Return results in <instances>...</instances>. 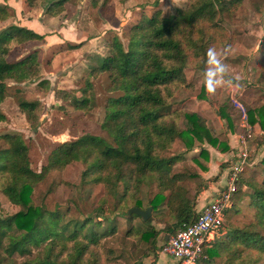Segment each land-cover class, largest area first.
<instances>
[{
    "label": "trees",
    "instance_id": "obj_1",
    "mask_svg": "<svg viewBox=\"0 0 264 264\" xmlns=\"http://www.w3.org/2000/svg\"><path fill=\"white\" fill-rule=\"evenodd\" d=\"M36 1L26 0V4L33 7ZM69 1L48 0L46 12L55 16ZM99 1L89 0V3L95 6ZM241 1L184 0L168 16H162L160 10L147 17L142 15L130 26L125 49L115 37L105 44L107 54L96 56L97 64L88 66L83 87L55 92L61 98L69 96L73 108L85 110L92 103L88 78L107 73V91L116 95L106 99L101 128L110 142L84 135L58 144L48 154L41 170L35 172L30 167L28 148L20 134H0V140L6 145L0 149V176H7L1 193L19 208L11 215L0 216V264H14L15 256L22 258V264H100L102 241L119 232L115 218L124 220L123 238H132L134 245H145L143 258L151 253L155 257L160 233L163 240L164 235L171 236L194 220L196 194L183 188L180 182L196 178V174L172 173V165L180 161L182 155L165 157L164 154L177 140L186 151L203 142L213 146L220 144L222 151L228 147L211 136L197 114L181 115V111L170 110L169 100L182 89H191L184 70L187 67L203 70L214 43L208 31L219 33L218 15L234 9ZM10 16L8 6L0 5V22ZM42 39V35L15 25L0 33V103L5 97L6 81L21 82L36 74L34 53L11 62L7 61L8 55L17 46ZM78 46L68 44L63 49ZM37 104L22 100L18 106L29 116ZM181 116L184 128L178 125ZM220 116L228 119L225 110H220ZM246 119L250 127L257 124L264 131L263 106L246 110ZM5 120L0 111V123ZM200 155H205L203 149ZM72 162L84 165L81 185L102 186L101 207L108 198L112 199L108 208L112 217L88 215L66 219L64 213L69 209L50 211L43 204L33 203L34 187L49 172L62 170ZM148 180L156 183V192L143 205L140 192ZM248 186L252 188L246 204L252 212L251 220L242 227L224 228L222 225L215 238L204 245L195 264H264V183L252 182ZM233 205L232 201L229 209ZM133 207L142 210L150 207V217L146 221L135 214L126 217ZM153 219L162 228L152 225ZM134 220L138 223H133ZM103 221L108 223L103 225ZM105 262H109L108 259Z\"/></svg>",
    "mask_w": 264,
    "mask_h": 264
},
{
    "label": "rangeland",
    "instance_id": "obj_2",
    "mask_svg": "<svg viewBox=\"0 0 264 264\" xmlns=\"http://www.w3.org/2000/svg\"><path fill=\"white\" fill-rule=\"evenodd\" d=\"M47 1L37 0L33 7H28L26 0H0V5L8 6L11 15L0 22V33L9 26H20L22 21L28 19L32 21V28L20 27L30 29L43 37L42 40L29 41L15 47L8 55L7 61L11 62L34 53L36 74L21 82L6 81L5 97L0 103V111L6 117V120L0 123V134H20L28 148L30 167L35 172L41 170L48 154L58 144L73 141L84 135L101 137L110 142V137L101 128L106 99L116 95L107 91L109 85L107 73L101 72L88 78L92 103L85 110L73 108L69 103V96L61 98L56 96L55 92L83 87V78L87 70L82 72L80 69L88 68L90 64L89 67L95 66L97 63L94 59L98 56L95 52L104 57L107 54L105 44L114 37L125 49L130 26L142 15L147 17L153 11L160 10L162 16H168L184 3V0L181 4L180 0H100L97 5L92 6L89 0H70L63 5L60 13L51 16L46 12ZM62 22L65 25L64 30L61 28ZM217 23L220 32L209 30L208 35L214 38L211 49L226 66L224 76L227 82L224 84L227 88L235 85L239 89L238 91L228 90L229 94L222 102L225 109L230 111L229 114L233 118L232 125L241 132L237 135L238 142L239 135L245 130L240 126L242 113L232 101H236L245 113L246 110L251 109L249 106L264 107V62L261 60L256 65L251 59L256 54L258 41L264 40V0H242L234 9L230 8L219 14ZM58 31H62V35L58 34ZM56 35L61 38V44L54 42ZM45 38L48 39L45 40ZM75 43L79 44L77 48L63 49L66 45ZM261 46L258 55L263 57L264 42ZM87 49L93 51L90 58L87 57L88 64L82 63L80 68L67 67L77 61V58H79L78 62L82 61L81 56L78 55ZM52 59L54 62L51 63ZM208 66L206 62L203 70L192 67L184 70L186 81L190 83L191 89H182L171 97L170 110L181 111L182 115L191 113L197 108L194 100L201 93L200 87L204 84L203 75ZM237 82L240 83L237 84ZM241 88L248 89L245 100L244 96L241 97ZM210 97L215 98L211 95ZM258 97H261V103ZM213 99L212 101H217ZM22 100L38 103L29 116L18 106L19 101ZM178 125L184 128L185 122L182 116L178 120ZM221 127L225 129V124ZM250 132L251 137L246 145L247 164L240 175L238 191L232 198L234 205L225 214L224 228L242 227L251 220L252 212L246 205L248 195L252 193V188L248 184L264 183V135L260 133V130L252 127ZM5 147V143L0 140V149ZM183 149L182 142L177 140L164 156L181 154ZM175 164L172 165V173L173 169L192 172L185 164L173 167ZM83 170L82 163L72 162L62 170L49 172L34 187L31 194L33 203L43 204L50 211L59 209L65 212V209H69L67 213H64L66 219H81L88 215L112 217L108 210L112 202L111 198H108V202L101 207L104 196L102 186L92 183L80 184ZM6 181L7 176H0V216L11 215L19 209L1 193V187ZM155 192L156 183L150 180L145 182L140 192L143 205L147 204ZM115 220L119 232L102 241L104 249L101 250L100 264L142 263L146 258L142 256V253L146 252L145 245L143 243L134 245L132 238H123L121 233L125 227L124 220L121 218H115ZM103 222V225L108 223ZM133 223L137 224L138 221L134 220ZM151 223L156 227L154 219ZM161 236L162 233L157 237L158 247L162 243ZM33 251L36 252L37 249ZM106 251L111 253L108 254ZM149 256L154 257L153 253ZM105 259L109 262H105ZM14 264H22V258L15 256Z\"/></svg>",
    "mask_w": 264,
    "mask_h": 264
},
{
    "label": "crops",
    "instance_id": "obj_3",
    "mask_svg": "<svg viewBox=\"0 0 264 264\" xmlns=\"http://www.w3.org/2000/svg\"><path fill=\"white\" fill-rule=\"evenodd\" d=\"M183 1L180 0L179 3L181 4ZM22 21V18L20 19ZM20 26H24L26 28H32V21H29L26 19V21H22L20 23ZM63 26L61 28L63 29L65 27L64 22L61 23ZM19 25V24H17ZM64 30V29H63ZM62 31H58V34H61ZM62 35V34H61ZM56 44H61V38L56 35ZM48 38H45L47 40ZM52 39V38H51ZM50 39V40H51ZM90 42V41H89ZM263 41H258V47H256V54L253 58V64H259L261 60L264 62V56H259V49L262 47ZM93 51H89L88 49L86 51H83L80 55V60L78 62L75 61L70 66L67 65V67L72 68H80V65L82 63H89L90 55ZM98 56L100 53L95 52ZM89 57V58H87ZM258 58V59H257ZM54 59V58H53ZM51 60V63L54 62V60ZM258 60V61H256ZM77 64V65H76ZM79 64V65H78ZM87 68L83 67L80 71H85ZM73 78H75L73 76ZM74 80V79H73ZM229 83V82H228ZM240 82H237V84ZM234 88V89H233ZM232 90H239L235 87V85L231 87H226L224 83H219L216 85L215 90L212 92H208L205 88L204 84L200 87L201 93L197 96L198 98H194V103L196 104L197 108L192 111V113L197 114L199 117H201L204 120V124L207 127L208 131L210 132L212 137H215L218 139L219 143L225 144L228 149L226 151H222L220 144H217L216 146L210 145L207 142H203L202 144H198L190 151L182 150L183 153L182 159L173 167L180 166L182 164H185L187 166L188 170H191L192 172L196 174V178H186L182 182H180V185L188 190L193 195L196 194L194 201H193V212L198 213L200 209L206 205L208 202H210L213 198V196L216 194V190L222 186L224 183L225 175L227 173V167L229 165L228 161L235 155L237 149H238V142H237V135L241 132H238L236 130L235 126L232 125L233 118L231 116L230 111L225 109V105L222 104V102L227 98L229 91ZM205 91V96H204ZM236 91V92H237ZM242 96H244V100L246 98V94L248 93V89L241 88ZM234 94V93H233ZM211 96H214L215 98H211ZM261 97H258L259 103H261ZM213 100H217L212 101ZM242 100V99H241ZM251 109H257L259 108V105L256 107H251ZM220 110H225V115L228 117L222 118L220 116ZM215 116H214V114ZM222 124H225L222 128ZM255 130H260V133L264 135V131L260 129V127L257 124L252 125ZM203 149L205 151V155H200V150ZM177 172H183L186 174H189L188 171H180L173 169V173ZM164 195H167V193H164ZM156 228H162L161 224H156ZM166 236V235H164ZM162 238V237H161ZM142 264H175V261L163 254L157 253L155 257L148 256L143 261Z\"/></svg>",
    "mask_w": 264,
    "mask_h": 264
},
{
    "label": "built area",
    "instance_id": "obj_4",
    "mask_svg": "<svg viewBox=\"0 0 264 264\" xmlns=\"http://www.w3.org/2000/svg\"><path fill=\"white\" fill-rule=\"evenodd\" d=\"M233 100V99H232ZM241 112L240 126L245 132L238 137V149L228 161L224 183L216 190L212 200L204 205L194 220L184 228L177 229L158 247L163 254L175 261V264H195L202 255L205 244L212 241L225 222L226 211L232 205V198L237 191L240 175L247 164V140L251 137L246 113L236 102L232 101Z\"/></svg>",
    "mask_w": 264,
    "mask_h": 264
},
{
    "label": "clouds",
    "instance_id": "obj_5",
    "mask_svg": "<svg viewBox=\"0 0 264 264\" xmlns=\"http://www.w3.org/2000/svg\"><path fill=\"white\" fill-rule=\"evenodd\" d=\"M207 64L209 66L203 75V83L207 91L212 92L215 90L217 84L227 82L224 76L226 66L212 49L208 51Z\"/></svg>",
    "mask_w": 264,
    "mask_h": 264
},
{
    "label": "water",
    "instance_id": "obj_6",
    "mask_svg": "<svg viewBox=\"0 0 264 264\" xmlns=\"http://www.w3.org/2000/svg\"><path fill=\"white\" fill-rule=\"evenodd\" d=\"M131 214L138 215L139 217H141L143 221H146L151 215V208L148 207L142 210V209L133 207L127 211L126 217H129ZM167 239H168V235L164 236L162 241H166Z\"/></svg>",
    "mask_w": 264,
    "mask_h": 264
}]
</instances>
